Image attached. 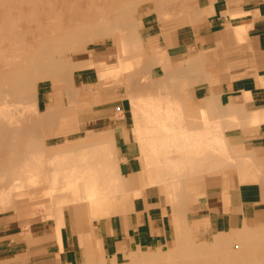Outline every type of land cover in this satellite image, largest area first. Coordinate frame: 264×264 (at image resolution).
Instances as JSON below:
<instances>
[{"label":"bare ground","instance_id":"bare-ground-1","mask_svg":"<svg viewBox=\"0 0 264 264\" xmlns=\"http://www.w3.org/2000/svg\"><path fill=\"white\" fill-rule=\"evenodd\" d=\"M193 4L190 0H0V212L14 204V192L47 185V194L52 200L50 205H44L48 214L61 216L65 209L72 207L78 227L92 222L93 218L119 212L123 207L124 192L128 193V187L134 188L138 183V186H143L147 177L151 184H162L169 195V202L176 205L175 238L170 248L167 251L158 248L130 253L122 263L115 258H102L98 254L101 251L94 249L92 254L89 252L90 257L87 253L82 256L81 252L80 264H264L263 231L248 235L243 227L231 233L230 239H198L196 228L186 223L181 215L183 210L180 213L181 208L186 210L189 199H195L196 187L190 185L189 180L203 177L208 170L230 165L215 151L212 139L218 128L213 126L214 122L219 123L223 118L221 125H231L225 120L223 107L217 106L211 97L210 102L206 98L204 109L211 103L212 110L217 111L215 115L220 113V118L215 116L214 122L209 120L211 125H202L204 128H192L195 132H191L189 127L191 123H197L191 117L195 112L192 109L194 102L188 93L181 95L178 89L190 82L197 83L198 76L194 79L181 68L160 67L164 77L160 84L166 83L169 88L167 96L165 93L160 97L158 83L147 85L149 87L140 85V78L144 76H140L138 81L136 73H126L128 66L121 57V61L117 60L120 70L109 78L104 70V61L83 51L87 43L101 36H113L123 53L150 51L149 42L136 35L137 17L154 12L160 19L164 15L181 12L174 23L188 24L202 19V13L195 10ZM149 66L158 65L150 60L142 67L146 69ZM89 69L99 75L98 83L92 86L82 82L78 85L75 75ZM143 78L142 84H145ZM42 82H49L51 90L56 84H68V88L59 92L55 107L44 103L45 108L41 109L39 84ZM113 84L124 88L130 97L140 99L142 110L136 116L135 128L145 132L143 123L152 124L154 133L151 129L152 133L146 134L139 144L144 176L139 172L137 178H125L120 169L119 173H113L116 161H110L106 152L109 149L100 150L112 143V132L111 135L97 134L102 136H88L86 132L79 140L59 144L50 150L46 148L44 140L55 136L60 119L68 117L81 121L87 112H77L78 107L98 102L88 99L81 103L78 101L80 95L103 93L108 85L113 87ZM74 87L80 91L74 93ZM149 92L155 97L148 100L145 98L151 96ZM63 95L69 100L68 106L62 104V100L59 102ZM203 118L207 120V117ZM247 165L239 163L237 169ZM257 176L264 180L263 173Z\"/></svg>","mask_w":264,"mask_h":264},{"label":"crops","instance_id":"crops-1","mask_svg":"<svg viewBox=\"0 0 264 264\" xmlns=\"http://www.w3.org/2000/svg\"><path fill=\"white\" fill-rule=\"evenodd\" d=\"M200 6L202 19L185 24L182 32L165 35L166 30H159L143 39H155L166 54L168 62L157 61L153 49L152 54L148 52L155 64L161 62L198 76V88L207 90V96L216 93L226 118L237 116L236 123L232 120L226 130L227 139L234 151L252 162H241L248 164L238 169L241 182L207 187L196 202L186 205L183 215L186 223L196 228V234H212L213 240L223 236L217 233L262 228L257 223H264V180L257 176H264V121L258 122L264 119V0H205ZM179 62L187 68L174 66ZM86 112L83 120L69 127V133H77L81 125H114L120 170L128 177L139 176L140 164L125 117H120L124 122H111L113 108L95 105ZM133 190L119 212L101 218L94 227L106 258L118 260L130 253L158 249L175 238L172 209L162 196L151 186H135ZM67 252L68 259L78 257L76 249Z\"/></svg>","mask_w":264,"mask_h":264},{"label":"rangeland","instance_id":"rangeland-1","mask_svg":"<svg viewBox=\"0 0 264 264\" xmlns=\"http://www.w3.org/2000/svg\"><path fill=\"white\" fill-rule=\"evenodd\" d=\"M202 1H205V0H190V2L194 3L192 7L195 10L199 11V13L200 12L202 13V10L200 8L201 7L200 4ZM179 13H181V12H178L177 15L174 13L169 14V15H164L160 18L161 20L157 17L156 13H154V12L144 13L140 17H137L139 24H138V30H137L138 34L136 33V35L137 36L140 35V37H142L141 40H143L144 42H147V41H145V39H143V37L145 35H147V33L151 34L153 32H157L159 30H166V33H167L166 35H168L170 31L182 32L184 29L183 26H186V25L185 24L179 25V24L174 23L175 19L177 17L181 16ZM201 16H202V14H201ZM181 28H183V29H181ZM148 42L150 44L149 45L150 51L139 50V51H134V52H129V53L128 52L123 53L122 50H120L121 47L118 45V43L116 42L115 38H113V36H111V37L101 36V37L97 38L94 42L87 43L85 45V48L83 51L86 55L96 56L97 58H100L104 61V66H105L104 70L107 71L109 78H111L110 76L116 75L118 73V71L120 70L117 63L121 57L125 66L129 67V68L126 67V69H125L126 73H131V72L136 73V78L138 81H139L140 76H142V75L144 76V78L143 77L140 78V81H139V82H141L140 85L149 87L147 85L158 83L157 88L159 89V91H157V92H158L159 96L161 94H165V93H166L165 96H167V94L169 93L168 92L169 88L167 87L168 85L165 86L166 83L163 84L164 86L160 84L163 82L162 79L164 78L162 76L163 72H162L161 68L159 69V68H153V67L149 66L150 68L146 67V69H144L142 67L144 65H148L150 60L152 61L150 54L147 53V52H151V54H152V49H153V52L156 53L155 56H156L157 61H164V62L167 61L168 62L166 54L160 50V47L158 46V43L155 41V39H149ZM105 45H107V48ZM182 64H184V63L179 62V63L175 64L174 66L178 65L179 67H186L187 68V66L182 65ZM156 65H158L156 67L164 66V64L161 62L156 64ZM131 67H132L133 71H132ZM184 70L185 69H182V71H184ZM147 72L152 77L149 74L147 76ZM140 73H141V75H139ZM188 74L191 77H193L194 79L196 78L191 73H188ZM98 76L99 75L96 74L95 70L89 69V70L77 73L75 75V79H76L78 85L81 84L82 82H88L89 84H92V86H93L94 84L98 83L97 82V81H99ZM145 76H147V77H145ZM142 78L145 79L144 81L148 82V84L146 82H145V84H142V83H144L143 80H141ZM149 80L151 81V83ZM114 85L115 84H113V87L112 86L110 87L108 85V89H106V90L104 89L105 91L103 93L93 92L91 94V96H87L86 94L80 95L78 97V101L81 103L86 102L88 99H91V101L92 100H98V102H94L92 105H87V106H83L80 108L78 107V110H80L81 112H84V111H87L93 105H95L97 108H101V109L113 108L114 114L112 116L111 122H115V121L124 122L126 120L129 127H130L131 139L133 141L132 147L134 148L135 152L138 153L137 159H138L139 164H140L139 165V172L142 173V175L144 176L143 158H142L143 154L141 153V150H140L141 146L139 144H140V140H142L144 138V136H146V134L148 135V133L153 132V129L151 128L152 124L151 123H143L144 127H146V128L143 127V129L148 131V132H146V131L140 132L139 130H141V129L137 130L135 128L137 126V123H136L137 117L136 116H137V114H139L140 110H142L140 105H139V102H141V101H140V99L137 100V98L135 99V98L130 97L128 95V92L125 91L124 88H119L117 85H115V86ZM205 85H208V84L206 83ZM39 86H40L39 87V89H40L39 98H40L41 109L45 108L44 103H46V104L51 103L52 107L53 106L55 107L57 105L56 102H57V96H58L59 92L61 90H65L66 88H68L67 83L56 84L53 86L52 90L50 89L49 82L48 83L42 82L39 84ZM196 86H197V83L190 82V84H188L187 86H184L182 88L180 87V89H178L179 90L178 92H180L181 95L185 96L184 93H186V94L188 93L187 96L190 95V97H191L190 100L192 102H194L192 109L195 112L192 113L191 117H192V119L197 120V123H191L190 125L188 124L189 127H191V132L196 131V130H192V128L193 129L194 128L200 129L202 127L204 128L205 125L209 124L210 122H212L214 120L215 116L217 117L218 115H220V113L215 115V112H217V111L212 110L213 107L211 108V105H210L211 103H209V107L204 109L205 108L204 104L206 101L205 99L207 98L208 101L210 102L211 101L210 97L212 99H214L213 100L214 103L216 102L217 106H219L218 100L216 101V99H217L215 96L216 93H213L212 96H207L206 95L207 90L205 91V89H200V88H198V86L197 87ZM159 87H161V90ZM155 90H153L152 92L156 93ZM73 91H74V93H76V92L80 91V89L77 87H74ZM164 91H166V92H164ZM152 92H149L148 95H151V96H148L145 99H148L149 97L154 98L155 95ZM145 95L147 96V93H145ZM152 95H154V96H152ZM146 96H144V97H146ZM61 100L63 102L62 104H64L65 106H68L69 100L67 99L66 95H63L60 98V101H59L60 103H61ZM197 101H199V102H197ZM202 101H204V102H202ZM147 102L148 101H146V103ZM198 108L200 111L198 110ZM200 108L203 110H201ZM204 110H205V112H204ZM201 111L204 112L206 114V116L203 113L202 114L204 116H201L202 114H199V113H201ZM186 116H187V114H186ZM120 117H125V120H124V118L122 119ZM197 117H198V119H197ZM203 117H207L208 122H207L206 118H203ZM216 117H215V119H216ZM236 117L237 116H231L229 118H226V115H225V120L228 122H231V125H232V120L235 121L234 119H236ZM201 118H202V120H201ZM222 119L221 120L219 119V121L224 122V120H222ZM209 120H212V121H209ZM215 121H218V120H215ZM260 121H264V119L262 118L258 122H260ZM144 122H146V121H144ZM221 122H219V123L214 122L213 126L215 128H217V126H218V128L215 129V130H217L216 131L217 134L213 135L212 139H213V141H215V145H216L215 151L219 154L220 157L223 156L224 159L228 163H230V165L227 168H222V169H217V170H212V169L208 170L204 173L203 177H196V178H192L193 180L191 179V181L189 180V182H191L190 185L195 186L196 188L194 189L195 199H194V201H191L192 199H189L187 201L188 203L186 204L187 206L190 203L193 204L194 202H196L199 199L202 192L209 186L229 187V184H230V186H232V184L234 185L238 181L241 182L240 178L238 177L239 170L237 169V165L239 163H241L243 160H244V162L245 161H248L250 163L252 162L251 159H248L246 156L239 155L236 151H234L230 147L229 141L227 139V133H226L227 131L226 130L231 125L228 126L227 123H226L227 125L225 123H223L221 125ZM203 123H205V124H203ZM215 123H217V125ZM235 123H236V121L234 122V124ZM58 124L59 125L55 131V136L47 137L44 140V142L46 144V148L48 150L52 149L55 146H58L59 144H64L65 142H68V141L79 140L83 136H85L87 133H88V136H91V135H97V134H102V133H106V134L108 133L111 135V132H112V139H114V140H112L111 144H108L107 146L105 145L106 149L104 147H101L100 150H102V148H103L102 151H106L107 149H109V151H106V152L108 153V156L110 157V161L113 160L112 161L113 163L115 161L117 162V163L115 162L114 164L112 163L113 167H114L113 173H115V174L119 173V169L121 168V165H120V160L117 156V151H116L117 134H116V132H113V129H112V127L114 125L112 126L109 123H107V125H105V126H101L98 124L95 127H93L92 125H89V126L81 125V127L76 129V130H78V132L72 134V133H69L72 130V128L70 129L69 127L72 125L75 127V124H76L75 119H70L68 117L63 118V119L59 120ZM145 124H146V126H145ZM147 124H148V126H147ZM202 125H204V126H202ZM209 125H211V123ZM223 126H225V128H223ZM210 127H212V126H210ZM64 129H66V130H64ZM151 129H152V132H150ZM132 130L134 133L132 132ZM65 132H68V134H62ZM142 133L145 135H143ZM97 136H102V135H97ZM138 146H140V147H138ZM140 154H142V155H140ZM140 157H141V159H140ZM137 175H139V173ZM123 176L125 178L126 177L128 178V175H125L124 173H123ZM136 177H138V176H136ZM161 185L162 184L159 185L158 183H155V182L151 184L149 178L145 177L144 184L141 187L142 188L149 187V186L153 187L155 192L159 193L162 196L163 200L167 202L168 207L170 209H172V216L174 217V213H175L174 209H176L175 208L176 205L174 206L173 204H171L169 202L170 201L169 195L166 192V190L164 188H162L163 186L161 187ZM136 187H138V185H136ZM48 191H49V187L47 185H43V186H40L37 188L36 187H34V188L30 187L29 188L28 187L27 189H25L23 191L14 192V195L12 197V202L14 204H12V206L8 210H6L5 212H0V264H80L82 261V257H80L81 252H82V256H83V254L85 255V253H87L89 257H90L89 252L91 254L93 252H95V250H96V252H98V251L102 252L100 244H99V242L96 239V236L94 234V227L97 224V222L103 217H98L99 219L93 218L92 222L83 223L82 226L80 225L77 227L75 213H73L74 211H73L72 207L65 209V211L61 214V216H57V215L51 216L48 214V211H47L46 207L44 206L46 204L50 205V203L52 201L51 198L47 194ZM132 191H134L133 188L128 187V191H127L128 193L124 192L123 200H122L123 206L132 197V194L134 193ZM43 192H46V193H43ZM173 206H174V208H173ZM180 208L181 207H179L178 209H180ZM187 209H188V207H187ZM181 210H183L182 213H181ZM184 211H185V213H184ZM186 212L187 211L184 209V207L180 209L181 215L183 214L185 216ZM114 213L116 214V212H113L111 214H114ZM189 221L192 222V219L190 218ZM257 226L262 227V228L249 227L247 229L248 235L255 234V233H257V231H263L264 232V223L263 222L257 223ZM237 230H239V229L228 231L225 233L220 232L217 234L223 235V236H221L223 239H230L231 238L230 233L231 232L234 233V231H237ZM212 236H213L212 234H209V235L205 234L204 235L203 233H197L198 239L210 240L212 238ZM207 243H209V241L206 242V244ZM170 245H172V243H170L169 245L160 246L159 248L162 251H167L170 248ZM69 249H76L77 250V254H78L77 256L78 257L76 259H74V258L68 259L69 253L67 251ZM60 250L63 252L60 253ZM101 252H98L100 257L105 258L107 260L110 259V258L104 257V255H102ZM91 258H92V255H91ZM125 260H126V257H120L118 259V261L121 263L125 262Z\"/></svg>","mask_w":264,"mask_h":264}]
</instances>
